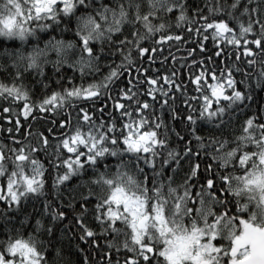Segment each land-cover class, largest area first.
<instances>
[{"label": "snow or ice", "instance_id": "1", "mask_svg": "<svg viewBox=\"0 0 264 264\" xmlns=\"http://www.w3.org/2000/svg\"><path fill=\"white\" fill-rule=\"evenodd\" d=\"M0 100V264H264V0H0Z\"/></svg>", "mask_w": 264, "mask_h": 264}, {"label": "trees", "instance_id": "2", "mask_svg": "<svg viewBox=\"0 0 264 264\" xmlns=\"http://www.w3.org/2000/svg\"><path fill=\"white\" fill-rule=\"evenodd\" d=\"M207 44V51H205L204 53H200L199 51H197L196 56L199 59L201 55H203L204 57L207 56H212L213 55V44L211 40H208L205 42ZM195 45L192 42H189L188 44H178L177 46H174L172 48L169 49V52L172 56H175L177 58V60H179L180 63H176L175 61H169V64H175L176 68L179 69L180 68V64L184 63V60L187 59V53L185 51L186 48H191L194 47ZM169 52H166L165 55H169ZM231 62V61H229ZM217 63H219V61H217ZM154 67H160L159 63H157ZM185 67L187 68L188 66L185 65ZM5 102L3 100H0V106H4ZM5 114L0 111V143H7L10 144L11 142L9 140L6 139L7 137V132L4 131V129H6L7 127L11 126L10 121L8 120H4L3 116ZM13 118H15V114L13 113ZM43 126V122L40 124H37L36 127L39 128ZM27 129V126L25 125V130Z\"/></svg>", "mask_w": 264, "mask_h": 264}]
</instances>
